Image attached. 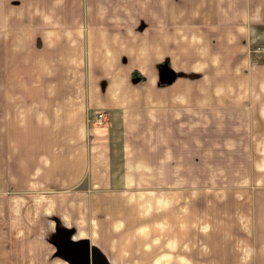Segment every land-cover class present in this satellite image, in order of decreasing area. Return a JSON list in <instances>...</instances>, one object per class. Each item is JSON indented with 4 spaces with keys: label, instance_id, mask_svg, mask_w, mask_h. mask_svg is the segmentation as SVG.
Returning <instances> with one entry per match:
<instances>
[{
    "label": "crops",
    "instance_id": "crops-1",
    "mask_svg": "<svg viewBox=\"0 0 264 264\" xmlns=\"http://www.w3.org/2000/svg\"><path fill=\"white\" fill-rule=\"evenodd\" d=\"M258 43L264 0H0V90L36 78L64 92L46 87L9 117L0 100V264H94L95 250L115 264L111 245L153 231L167 248L218 177L254 182L255 195L231 194L264 208ZM78 57L88 100L69 96ZM23 241L50 252L24 256Z\"/></svg>",
    "mask_w": 264,
    "mask_h": 264
},
{
    "label": "rangeland",
    "instance_id": "rangeland-1",
    "mask_svg": "<svg viewBox=\"0 0 264 264\" xmlns=\"http://www.w3.org/2000/svg\"><path fill=\"white\" fill-rule=\"evenodd\" d=\"M39 42H41L40 37L35 38L33 40L34 46L39 44ZM30 43H28V46ZM18 44L22 47V53L20 54L22 56L25 54L27 43L26 41H18ZM261 45H264V43L253 45V51ZM45 56L46 54L40 51V54L38 53L36 57L42 61ZM255 57L259 61H264V57L257 52L254 53ZM83 65V58L78 57V61L75 62L74 60L70 66V68H76L75 72L70 73V88L72 84V89L74 90V93L69 94L70 100H88V89L82 84L85 67ZM20 68L22 67L20 66ZM25 75L29 78L28 74ZM35 81L36 84L31 86L23 78V90H20V88L9 90L6 89V86L0 90V100L9 101V106H7L9 107L8 117L11 111H14L20 103L24 105L26 103L25 100L45 99L46 87L49 88L50 95L62 96L64 93L62 88H59L60 85H57L58 82H54L56 85L52 82L50 86L47 83L39 82L36 78L33 82ZM1 103L0 101V109L2 107ZM98 113L100 111L90 110L87 113V117H89L90 121L94 118L95 122V117ZM258 171L262 173V170ZM220 178H215L213 199L208 204L205 200L201 201L200 197L197 218L184 216L180 221L177 220L178 223H181L174 226L176 232H173V228L169 229L168 227L170 232L167 234V248H161L164 242H160L158 231L151 232L150 238L149 234L145 235V237L141 236V238H139V234H129L130 242L134 241L136 244L135 248L115 249L111 245L110 250H108L112 254L115 264H255L254 261H259L256 264H264V247L254 248L255 242H260L258 245L264 246V208L261 207L260 203L259 211H254V208L250 205L251 200L235 199L231 194L240 193L245 194L246 197V194L250 192V196L255 195L256 193L253 192L258 185H255L254 182L240 186L217 185L221 181ZM201 192L202 190H200ZM257 198L256 195L255 199ZM183 204V212H189L185 206L189 202L185 201ZM168 219L172 222L174 216L168 217ZM103 239L105 241L107 236ZM8 244L11 245L9 240ZM30 244L36 243L23 241L24 250L22 251L24 256L29 252H33L37 256L45 257L50 252L42 244H39L36 249H29L26 245ZM10 249L8 248V255H14L15 251H10ZM94 259L99 264H101L100 260L104 262V257H102L99 250L94 251Z\"/></svg>",
    "mask_w": 264,
    "mask_h": 264
},
{
    "label": "built area",
    "instance_id": "built-area-1",
    "mask_svg": "<svg viewBox=\"0 0 264 264\" xmlns=\"http://www.w3.org/2000/svg\"><path fill=\"white\" fill-rule=\"evenodd\" d=\"M254 51L261 54L264 57V45L257 47ZM103 119H104V113L100 112L96 114L95 122L98 125H101L103 123Z\"/></svg>",
    "mask_w": 264,
    "mask_h": 264
},
{
    "label": "trees",
    "instance_id": "trees-1",
    "mask_svg": "<svg viewBox=\"0 0 264 264\" xmlns=\"http://www.w3.org/2000/svg\"><path fill=\"white\" fill-rule=\"evenodd\" d=\"M262 61H263V60H262ZM166 63L168 64L167 61H166ZM132 76H133V77H136L135 72H133ZM170 81H171V80H170Z\"/></svg>",
    "mask_w": 264,
    "mask_h": 264
},
{
    "label": "water",
    "instance_id": "water-1",
    "mask_svg": "<svg viewBox=\"0 0 264 264\" xmlns=\"http://www.w3.org/2000/svg\"><path fill=\"white\" fill-rule=\"evenodd\" d=\"M94 264H96V260L94 259Z\"/></svg>",
    "mask_w": 264,
    "mask_h": 264
},
{
    "label": "flooded vegetation",
    "instance_id": "flooded-vegetation-1",
    "mask_svg": "<svg viewBox=\"0 0 264 264\" xmlns=\"http://www.w3.org/2000/svg\"><path fill=\"white\" fill-rule=\"evenodd\" d=\"M96 264H99V263H97V261H96ZM103 264H104V262H103Z\"/></svg>",
    "mask_w": 264,
    "mask_h": 264
}]
</instances>
